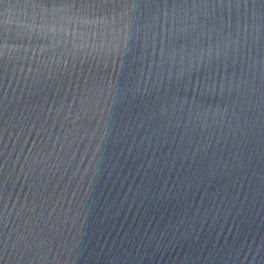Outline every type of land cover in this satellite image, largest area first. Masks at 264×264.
<instances>
[{
	"label": "water",
	"instance_id": "water-1",
	"mask_svg": "<svg viewBox=\"0 0 264 264\" xmlns=\"http://www.w3.org/2000/svg\"><path fill=\"white\" fill-rule=\"evenodd\" d=\"M0 264H264V0H0Z\"/></svg>",
	"mask_w": 264,
	"mask_h": 264
}]
</instances>
